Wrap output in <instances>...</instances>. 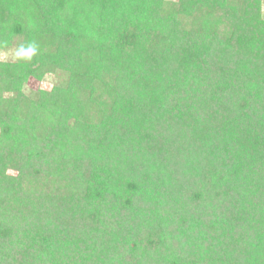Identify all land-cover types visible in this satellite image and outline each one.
<instances>
[{"label": "trees", "instance_id": "1", "mask_svg": "<svg viewBox=\"0 0 264 264\" xmlns=\"http://www.w3.org/2000/svg\"><path fill=\"white\" fill-rule=\"evenodd\" d=\"M263 2L0 0V264H264Z\"/></svg>", "mask_w": 264, "mask_h": 264}, {"label": "rangeland", "instance_id": "2", "mask_svg": "<svg viewBox=\"0 0 264 264\" xmlns=\"http://www.w3.org/2000/svg\"><path fill=\"white\" fill-rule=\"evenodd\" d=\"M176 0H167L168 2H175ZM262 16L264 17V2L262 3ZM21 42L19 36H15L14 39H3L0 38V62H12L18 60V56L16 54V46ZM21 58H25V56L21 55ZM62 75L60 72L57 73H45L41 76V79H37L36 77L30 76L26 79L23 84V93L27 95H31L32 92L38 89H50L52 85L55 83L61 82ZM9 174H16V170L9 169L7 171Z\"/></svg>", "mask_w": 264, "mask_h": 264}, {"label": "clouds", "instance_id": "3", "mask_svg": "<svg viewBox=\"0 0 264 264\" xmlns=\"http://www.w3.org/2000/svg\"><path fill=\"white\" fill-rule=\"evenodd\" d=\"M36 49L34 46H30L27 49H23L22 51L17 52V56H26V57H31L35 53Z\"/></svg>", "mask_w": 264, "mask_h": 264}]
</instances>
